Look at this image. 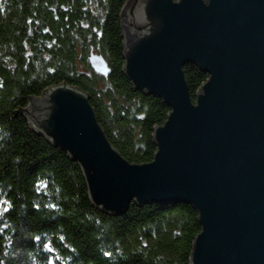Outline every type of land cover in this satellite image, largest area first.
Returning a JSON list of instances; mask_svg holds the SVG:
<instances>
[{
	"label": "water",
	"instance_id": "1",
	"mask_svg": "<svg viewBox=\"0 0 264 264\" xmlns=\"http://www.w3.org/2000/svg\"><path fill=\"white\" fill-rule=\"evenodd\" d=\"M119 23L121 73L170 109L152 128V162L125 160L90 96L63 82L26 97L13 117L78 165L101 212L191 206L201 230L188 264H264V0H126ZM88 62L111 74L101 56ZM187 64L208 76L194 102Z\"/></svg>",
	"mask_w": 264,
	"mask_h": 264
},
{
	"label": "trees",
	"instance_id": "2",
	"mask_svg": "<svg viewBox=\"0 0 264 264\" xmlns=\"http://www.w3.org/2000/svg\"><path fill=\"white\" fill-rule=\"evenodd\" d=\"M126 0H0V264H188L196 212L186 204H130L120 217L94 208L78 165L28 129V96L65 83L88 94L109 143L150 163L151 135L170 113L121 73L119 13ZM90 54L111 70L91 69ZM190 98L208 76L187 64Z\"/></svg>",
	"mask_w": 264,
	"mask_h": 264
}]
</instances>
